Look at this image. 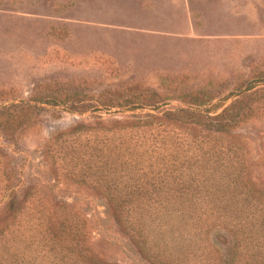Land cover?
<instances>
[{
  "label": "trees",
  "instance_id": "obj_1",
  "mask_svg": "<svg viewBox=\"0 0 264 264\" xmlns=\"http://www.w3.org/2000/svg\"><path fill=\"white\" fill-rule=\"evenodd\" d=\"M255 86L162 112H136L143 105L134 101L70 102L79 113L87 106L131 112L55 128L43 156L54 180L103 193L117 226L156 264H264V184L251 175L238 131L264 112V96L246 103L263 89ZM40 99L0 103V264H121L90 247L88 218L76 201L17 176L16 133L36 122L33 101ZM217 228L230 234L225 252L229 242Z\"/></svg>",
  "mask_w": 264,
  "mask_h": 264
},
{
  "label": "rangeland",
  "instance_id": "obj_2",
  "mask_svg": "<svg viewBox=\"0 0 264 264\" xmlns=\"http://www.w3.org/2000/svg\"><path fill=\"white\" fill-rule=\"evenodd\" d=\"M263 83L264 0H0V103L41 97L33 101L36 122L16 133L17 176L76 201L88 218L89 245L105 260L156 264L117 226L103 193L53 179L43 149L55 128L77 118L131 111L66 106L111 99L137 102L139 113L162 112L210 96L217 101L248 84L263 87L249 104L264 96ZM238 131L250 150L251 175L263 185L264 112L240 122ZM214 232L229 242L221 249H229L230 234Z\"/></svg>",
  "mask_w": 264,
  "mask_h": 264
}]
</instances>
